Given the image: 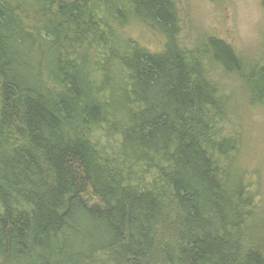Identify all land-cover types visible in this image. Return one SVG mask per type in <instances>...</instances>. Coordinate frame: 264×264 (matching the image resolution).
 <instances>
[{
  "label": "trees",
  "instance_id": "obj_1",
  "mask_svg": "<svg viewBox=\"0 0 264 264\" xmlns=\"http://www.w3.org/2000/svg\"><path fill=\"white\" fill-rule=\"evenodd\" d=\"M180 37L174 0H0V264H264L210 72L264 106V63Z\"/></svg>",
  "mask_w": 264,
  "mask_h": 264
},
{
  "label": "rangeland",
  "instance_id": "obj_2",
  "mask_svg": "<svg viewBox=\"0 0 264 264\" xmlns=\"http://www.w3.org/2000/svg\"><path fill=\"white\" fill-rule=\"evenodd\" d=\"M174 1L180 17L183 49L193 51L205 38L215 37L232 47L248 71L264 63V0ZM121 36L151 51L159 50L162 45L158 35L138 22L132 23ZM210 72L224 102L228 133L236 132L245 146L241 162L243 178L254 196L253 204L262 212L259 218L262 216L264 221V106L249 101L245 85L235 75L217 69ZM262 225L260 233H264V222ZM257 244L264 253L263 235L252 243L253 247Z\"/></svg>",
  "mask_w": 264,
  "mask_h": 264
}]
</instances>
